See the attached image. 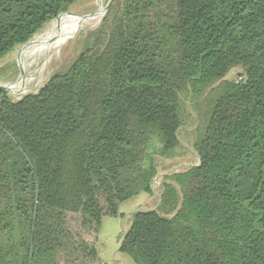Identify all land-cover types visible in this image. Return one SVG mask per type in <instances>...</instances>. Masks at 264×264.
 I'll use <instances>...</instances> for the list:
<instances>
[{
  "label": "trees",
  "instance_id": "trees-1",
  "mask_svg": "<svg viewBox=\"0 0 264 264\" xmlns=\"http://www.w3.org/2000/svg\"><path fill=\"white\" fill-rule=\"evenodd\" d=\"M81 1L93 0H0V60ZM104 14L37 95L0 91V264L95 258L67 213L99 229L100 198L119 217L151 194L148 150L178 146L179 93L214 82L198 165L163 185L173 215L135 212L117 251L132 264H264V0H113ZM237 66L243 78L225 81Z\"/></svg>",
  "mask_w": 264,
  "mask_h": 264
},
{
  "label": "rangeland",
  "instance_id": "rangeland-1",
  "mask_svg": "<svg viewBox=\"0 0 264 264\" xmlns=\"http://www.w3.org/2000/svg\"><path fill=\"white\" fill-rule=\"evenodd\" d=\"M107 2L108 0L81 1L68 6L66 16L60 23L53 25L58 18L47 22L26 44L5 55L0 60V91H6L13 103L20 102L25 96L37 95L52 75L63 72L85 49L89 36L101 29ZM243 76L242 67L237 66L229 71L225 81L240 80ZM219 84L220 82H214L201 90L186 86L179 93L181 125L177 132L178 146L165 157L160 156V145L156 141L148 150L147 158L151 157L157 169V185L152 182L151 194L141 193L120 204L118 210L122 216L119 217L106 215L104 199L100 198L104 215L99 229L84 226L80 214L67 213L70 231L87 248H92L96 257L82 250L69 252L67 255L62 253L58 264H132L130 259L117 251L122 236L135 212L157 210L164 217L173 215L174 211L161 205L163 185L171 182L172 174L185 173L191 166L198 165L193 143L207 128L209 104L216 96ZM23 87L26 92L19 94Z\"/></svg>",
  "mask_w": 264,
  "mask_h": 264
},
{
  "label": "water",
  "instance_id": "water-1",
  "mask_svg": "<svg viewBox=\"0 0 264 264\" xmlns=\"http://www.w3.org/2000/svg\"><path fill=\"white\" fill-rule=\"evenodd\" d=\"M113 2V0H109L108 2H107V4L105 5V9H106V11H107V9L109 8V6H110V4ZM2 89H4V88H2Z\"/></svg>",
  "mask_w": 264,
  "mask_h": 264
},
{
  "label": "bare ground",
  "instance_id": "bare-ground-1",
  "mask_svg": "<svg viewBox=\"0 0 264 264\" xmlns=\"http://www.w3.org/2000/svg\"><path fill=\"white\" fill-rule=\"evenodd\" d=\"M109 1V0H108ZM106 8V7H105ZM105 13H106V9H105ZM105 15V14H104ZM26 92V90H24V87H23V89H20V93L19 94H23V93H25ZM27 94V93H26Z\"/></svg>",
  "mask_w": 264,
  "mask_h": 264
},
{
  "label": "built area",
  "instance_id": "built-area-1",
  "mask_svg": "<svg viewBox=\"0 0 264 264\" xmlns=\"http://www.w3.org/2000/svg\"><path fill=\"white\" fill-rule=\"evenodd\" d=\"M153 184L157 185V179L156 178H154Z\"/></svg>",
  "mask_w": 264,
  "mask_h": 264
}]
</instances>
